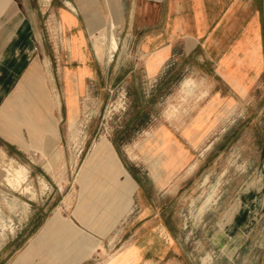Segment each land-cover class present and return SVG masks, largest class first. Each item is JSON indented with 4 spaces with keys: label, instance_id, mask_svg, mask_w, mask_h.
<instances>
[{
    "label": "rangeland",
    "instance_id": "rangeland-1",
    "mask_svg": "<svg viewBox=\"0 0 264 264\" xmlns=\"http://www.w3.org/2000/svg\"><path fill=\"white\" fill-rule=\"evenodd\" d=\"M50 14L49 9L37 13L42 32L36 43L48 65V88L60 103L61 139L45 155L0 150V261L36 235L44 244L38 250L49 259L59 250L74 255L71 264H131L133 213L152 202L158 212L148 221L156 224L151 232L154 246L149 249L153 254L142 255L134 264H264L263 91L224 113L197 147L193 167L177 168L169 182L161 176L163 148L152 151L148 132L164 124L177 129L183 125L185 97L190 93L183 85L187 73L147 78L129 47L123 49L117 20L108 16L103 26L108 32L114 23L116 36L110 60L106 54L94 63L92 77L63 88L58 70L66 57L58 56L61 38L50 30L56 26L54 17L47 24ZM89 44L92 47L90 34ZM54 135L51 128L49 136ZM176 137L182 145L177 148L187 153L184 137ZM113 160L139 180L135 193L139 204L135 199L127 215L126 210L119 213L125 195L118 196L111 212L100 207L103 198L116 193L108 172L100 167ZM15 168L23 169L24 178L9 187L6 180ZM155 173L153 181L149 175ZM237 201L235 218H224ZM97 212L109 218L100 236L77 232L85 224L102 227L93 222ZM137 227L138 236L143 227Z\"/></svg>",
    "mask_w": 264,
    "mask_h": 264
},
{
    "label": "crops",
    "instance_id": "crops-1",
    "mask_svg": "<svg viewBox=\"0 0 264 264\" xmlns=\"http://www.w3.org/2000/svg\"><path fill=\"white\" fill-rule=\"evenodd\" d=\"M48 9L52 14L47 24L54 17L56 26L50 30L61 38V47L56 48L61 53L57 54L66 57L58 70L63 88L70 87L74 80L92 77L98 59L89 44V22L96 20L103 25L108 16L117 20L123 49L129 47L147 78L155 80L165 72L187 73L183 85L187 84L190 93L185 97L183 125L177 129L164 124L148 132L152 151L163 148L161 176L169 182L177 168L193 167L197 147L224 113L261 90L264 95V0H0V150L4 153L18 150L45 155L55 150L61 139L60 103L48 88V65L36 43L42 32L37 13ZM181 58L187 63H175ZM51 128L55 131L53 138L49 136ZM176 136L184 137L187 153L177 148L182 145ZM101 166L116 190L108 199L103 198L101 209L111 212L118 196L125 195L119 213L126 210L129 214L137 201L138 178L114 160L103 161ZM149 176L154 181L158 173ZM6 184L9 186L7 180ZM143 205L131 219L135 231L131 264L144 254H153L149 249L154 246L151 232L156 224L148 221L158 212L152 202ZM95 214L98 217L93 222L103 226L85 224L77 232L99 237L109 218ZM139 225L143 232L137 236ZM41 242L35 235L6 254L0 264L74 262L73 254L64 255L59 250L56 258L49 259L38 250L44 247Z\"/></svg>",
    "mask_w": 264,
    "mask_h": 264
},
{
    "label": "bare ground",
    "instance_id": "bare-ground-1",
    "mask_svg": "<svg viewBox=\"0 0 264 264\" xmlns=\"http://www.w3.org/2000/svg\"><path fill=\"white\" fill-rule=\"evenodd\" d=\"M111 27H114V25H112ZM89 29L91 31V35H92V42H93V49H94V53L95 56L97 57V59L102 60V58H104V56L107 54V56L110 57L113 54V51L116 47V40L114 37V33L111 31H109V33L107 31H105V27L98 21L96 20H91L89 22ZM108 60V61H109ZM229 159V158H228ZM230 160V159H229ZM234 162V161H233ZM245 165V164H244ZM241 166V165H240ZM244 169V168H243ZM241 174V172H240ZM24 172L22 168H18V169H14V172L12 174H10V176H8L7 178V182L9 185H12L13 182H20L21 179L24 178ZM250 175V174H249ZM255 177V176H254ZM203 179V178H202ZM256 178L253 179V181ZM204 180V179H203ZM245 180V179H244ZM229 181V180H228ZM234 186V185H233ZM252 186V185H251ZM249 188V187H248ZM254 189V188H253ZM233 190V189H232ZM213 191V190H212ZM234 191V190H233ZM230 193V192H229ZM212 194V193H211ZM214 194V193H213ZM237 194V193H236ZM246 194L244 193L242 196L244 197ZM214 196V195H213ZM228 197V196H226ZM230 197V196H229ZM205 198V197H204ZM209 199V197H207ZM206 198V199H207ZM207 199L206 203L209 201ZM241 200V198H240ZM246 201V200H245ZM204 205V204H203ZM239 208V204L238 201L236 203L233 204V207L228 211L227 215L224 217L226 219H232L235 218L236 216V212L237 209ZM244 211V210H243ZM245 212V211H244ZM243 212V213H244ZM242 214V213H241ZM240 215V214H239ZM244 217V216H243ZM213 219V218H212ZM228 222V221H227ZM223 224V223H222ZM221 225V224H220ZM222 226V225H221ZM205 229V228H204ZM221 229V228H220ZM204 232V231H203ZM215 233V232H214ZM217 234V233H215ZM215 237V236H212ZM198 247V246H197ZM202 247V246H201ZM200 247V249H201ZM206 254V253H205ZM206 257L208 258L209 256L206 255ZM204 258V257H203ZM206 260V259H205ZM201 261V260H200ZM204 261V260H203ZM242 261V260H241ZM202 262V261H201ZM207 264V263H206Z\"/></svg>",
    "mask_w": 264,
    "mask_h": 264
}]
</instances>
